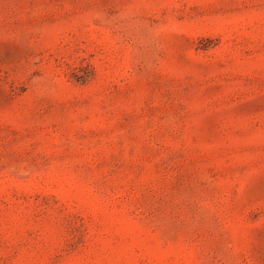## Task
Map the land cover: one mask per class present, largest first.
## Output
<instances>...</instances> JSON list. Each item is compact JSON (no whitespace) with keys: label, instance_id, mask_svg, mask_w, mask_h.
<instances>
[{"label":"rangeland","instance_id":"374dc122","mask_svg":"<svg viewBox=\"0 0 264 264\" xmlns=\"http://www.w3.org/2000/svg\"><path fill=\"white\" fill-rule=\"evenodd\" d=\"M0 264H264V0H0Z\"/></svg>","mask_w":264,"mask_h":264}]
</instances>
